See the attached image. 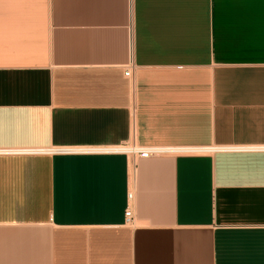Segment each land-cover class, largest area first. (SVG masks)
<instances>
[{"label":"crops","instance_id":"crops-1","mask_svg":"<svg viewBox=\"0 0 264 264\" xmlns=\"http://www.w3.org/2000/svg\"><path fill=\"white\" fill-rule=\"evenodd\" d=\"M1 151L0 264H264V0H0Z\"/></svg>","mask_w":264,"mask_h":264},{"label":"built area","instance_id":"built-area-1","mask_svg":"<svg viewBox=\"0 0 264 264\" xmlns=\"http://www.w3.org/2000/svg\"><path fill=\"white\" fill-rule=\"evenodd\" d=\"M125 77L129 76V73L124 74ZM164 150L157 149V148H143L138 146H131V147H123L118 149H108L106 152L108 153H123L126 155L132 162H133V171L135 172V165L138 160H146L155 156L162 155ZM168 152V151H165ZM3 153H12L7 151H1L0 154ZM26 153V152H25ZM27 153H33L32 151ZM134 177V175H133ZM127 201L128 205L125 209L124 218L126 222H130L132 220V201H133V194L131 192L127 193Z\"/></svg>","mask_w":264,"mask_h":264},{"label":"bare ground","instance_id":"bare-ground-1","mask_svg":"<svg viewBox=\"0 0 264 264\" xmlns=\"http://www.w3.org/2000/svg\"><path fill=\"white\" fill-rule=\"evenodd\" d=\"M195 153H204L206 150H197V151H195V150H193ZM192 151V152H193ZM169 152V151H168ZM191 152V150L189 151V150H187L186 152L185 151H183V153H192ZM162 153H165V151L164 152H162Z\"/></svg>","mask_w":264,"mask_h":264}]
</instances>
